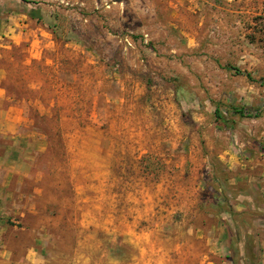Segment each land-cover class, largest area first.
Masks as SVG:
<instances>
[{
	"label": "rangeland",
	"instance_id": "374dc122",
	"mask_svg": "<svg viewBox=\"0 0 264 264\" xmlns=\"http://www.w3.org/2000/svg\"><path fill=\"white\" fill-rule=\"evenodd\" d=\"M0 69L21 110L0 264L238 262L229 211L264 209V0H0Z\"/></svg>",
	"mask_w": 264,
	"mask_h": 264
},
{
	"label": "crops",
	"instance_id": "0c3cea01",
	"mask_svg": "<svg viewBox=\"0 0 264 264\" xmlns=\"http://www.w3.org/2000/svg\"><path fill=\"white\" fill-rule=\"evenodd\" d=\"M2 80L3 75L2 70L0 69V135L13 132L11 129L12 126L9 124L8 118H5L3 111H6V113H8V111H21L19 107L16 106L5 108L4 104L8 98L5 88L2 86ZM5 124L7 125V127H5ZM3 160L4 156L0 158V164L3 163ZM15 172L18 171H14L9 175L13 177ZM27 174H29V172L22 173L24 177L27 176ZM9 180H11V178L3 179L0 181V198L3 197V195L8 196L10 184ZM6 181L9 182L6 183ZM261 191H263L264 197V189L262 188ZM240 197H242V195H240ZM5 207L6 205H4L3 201L0 200V211H2V209H4ZM235 210L238 212H242L239 226H241L243 229V237L241 239L239 238V240L237 241L239 243L236 247L237 254H235V257L236 260L238 259V264H264V209H260L262 210L260 211L261 213L255 214L252 213L250 205H248L247 207L238 202V205L235 206ZM3 232L4 229L2 228V230L0 231V238L3 235ZM226 240L231 242L232 237H228ZM227 264H230V262H228ZM231 264H236V262H231Z\"/></svg>",
	"mask_w": 264,
	"mask_h": 264
},
{
	"label": "trees",
	"instance_id": "16d2710c",
	"mask_svg": "<svg viewBox=\"0 0 264 264\" xmlns=\"http://www.w3.org/2000/svg\"><path fill=\"white\" fill-rule=\"evenodd\" d=\"M33 2H35V1H33ZM30 15L32 17H35V18H38V19H42L43 18L42 11L39 8L32 9ZM237 72L241 73V74H245V75H247V77L249 79L253 80V77H252L251 73L242 72L240 69H237ZM231 110H232L233 113H235V114H237L239 116H242V117H251V116L258 117L259 116V112L256 109L249 108L247 106L234 105V106H231ZM215 113H216V116H217L219 122H221V124H223V126H225V127L230 126L229 120L225 119L224 115L222 113H220V109L219 108L216 109ZM251 211H252V209H251ZM252 213L259 214L261 212L259 211V213H257V211H252ZM229 214L234 219L235 223L238 225L239 224L238 220L240 221V219H235L234 218V217H236L237 214L234 213L232 215V211H229ZM241 216L242 215L239 214V217H241ZM236 264H238V262H236Z\"/></svg>",
	"mask_w": 264,
	"mask_h": 264
}]
</instances>
